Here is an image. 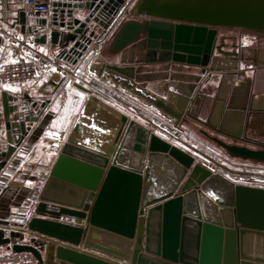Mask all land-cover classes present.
<instances>
[{
	"label": "crops",
	"instance_id": "crops-1",
	"mask_svg": "<svg viewBox=\"0 0 264 264\" xmlns=\"http://www.w3.org/2000/svg\"><path fill=\"white\" fill-rule=\"evenodd\" d=\"M136 1L128 0L112 24L105 22L107 29L96 25L93 44L75 62L73 58L61 56L62 49L51 43L49 31L46 43L31 34L30 27L44 26V19L30 17L25 11V0H0V64L31 59L41 68L40 78L34 83L0 86V155L9 146L4 97L13 108L12 112L31 107L35 110L34 117H38V122L27 123L28 134L23 144L3 170H12L10 166L18 160L8 181L0 184V219L10 221L9 226L3 227L7 233L25 227L21 219L26 215L29 203L19 198L20 195H31L36 206L37 196L74 126L80 118L89 126L92 115L86 112L89 94L84 89L109 102L104 90L94 88L92 82L111 84L149 108L151 123L141 120L144 125L170 143L171 139H178L172 132H181L187 140L179 138L176 145L185 151H190L189 147L193 146L188 142L199 137L210 141L217 137L246 147L264 145V32L241 26L218 27L208 66L201 62L188 64L164 60L168 58L165 53L157 50L146 53L137 43L113 53L111 47L120 23L127 16L130 19L124 22L140 17ZM53 2L52 12L46 18L49 22L54 16ZM160 2H184L209 10L234 12L249 9L255 0ZM109 65L123 69L134 78L110 70ZM133 89L145 90L163 100L179 118L148 104L134 94ZM108 121L111 118L100 111L93 125L105 132L111 125ZM159 123L162 125H156ZM188 153L196 157L194 152ZM3 174L1 172L0 177ZM236 189L237 223L234 229L223 226L218 217V204L202 189L178 191L167 202L146 210L145 247L152 251L160 248L180 264H264V187L236 184ZM34 215L32 212L30 216ZM3 248L0 247V251ZM71 249L119 264L80 247Z\"/></svg>",
	"mask_w": 264,
	"mask_h": 264
},
{
	"label": "water",
	"instance_id": "water-1",
	"mask_svg": "<svg viewBox=\"0 0 264 264\" xmlns=\"http://www.w3.org/2000/svg\"><path fill=\"white\" fill-rule=\"evenodd\" d=\"M53 1V19L50 22L44 19L42 24L49 28L51 43L62 49L61 56L69 60L73 58L76 62L93 44L95 26L107 29L105 22L112 24L128 0ZM136 2L139 5L137 15L149 19L124 22L113 41V53L125 50L137 43L141 35H146L143 44L148 52L159 50L167 55L164 60L195 64L210 58L218 27L241 26L264 32V0H255L249 9L234 12L209 10L184 2ZM46 37L40 42L46 43ZM108 68L134 78L117 66L109 65ZM84 90L89 94L86 112L92 115L89 126L82 118L74 126L37 196V205L34 206L36 201L31 195H20L19 198L29 203L26 215L21 219L25 227L7 233L3 227L9 226L10 221L0 219V247L29 252L38 264H115L80 253L72 247L126 264H180L160 248L152 251L145 247V214L148 208L167 202L178 191L193 188L202 189L222 207L218 214L226 229L236 227L235 183L214 173L190 153L152 133L149 127L130 119L89 90ZM133 92L148 104L179 118L163 100L142 89H133ZM12 109L4 97L9 146L0 155L3 159L0 174L4 173L0 184L8 181L17 166L18 160H15V165L10 166L12 170L3 171L25 140L27 123L38 122V117H32L20 124L13 123L10 120ZM100 111L111 118L108 121L111 125L105 132L93 125ZM213 141L234 157L264 162V147L251 149L218 138ZM168 171L173 174L169 175ZM86 200H93V205H86ZM87 210L89 215L85 213ZM32 212L34 216H30ZM61 216L75 217L80 221L86 219L88 224L63 223L57 220ZM28 233L37 238H32L30 244L18 241Z\"/></svg>",
	"mask_w": 264,
	"mask_h": 264
},
{
	"label": "rangeland",
	"instance_id": "rangeland-1",
	"mask_svg": "<svg viewBox=\"0 0 264 264\" xmlns=\"http://www.w3.org/2000/svg\"><path fill=\"white\" fill-rule=\"evenodd\" d=\"M129 19L130 16H127L122 22ZM138 20H142V18L139 17ZM122 22L120 23L121 25ZM120 26H118L117 28H119ZM92 85L94 86V88H99L104 90V92L109 97L108 100L110 103L108 101L106 102H108L111 106L115 107L116 109L117 108L120 109L121 112L127 115L130 119L136 120L137 122L143 125L144 123L141 120H144V122H147L148 124L151 123V119H152L150 115L151 110L140 104L137 100H135L131 96L125 95L123 92H120L118 89L114 88L111 84H108L106 82L104 83L92 82ZM156 125H162V124L159 123ZM163 125L167 126L165 123ZM172 135L176 136V138L178 139L182 138L183 141L187 140L186 137L182 135L181 132H176V133L172 132ZM178 139L175 138L171 139V142L174 143L173 145L177 146L176 142L178 141L176 140ZM189 144L193 145L192 147H189L188 150L196 154L195 155L196 161L201 163L208 169L212 170L214 173H218L224 176L228 180L235 183V185L248 184V185L264 187V162H257L250 159H242V158L234 157L231 154H229L225 149L220 147L217 143L210 140H206L204 137H199L198 140L189 141L188 145ZM248 148L259 149V147L257 146H253V147L251 146ZM190 151H186V152H190ZM15 231H19V230L16 229ZM32 238L36 239L37 236L28 233L26 234L23 240L18 238V241L30 244ZM3 249L0 251V253L11 250L8 249L7 247H4Z\"/></svg>",
	"mask_w": 264,
	"mask_h": 264
},
{
	"label": "built area",
	"instance_id": "built-area-1",
	"mask_svg": "<svg viewBox=\"0 0 264 264\" xmlns=\"http://www.w3.org/2000/svg\"><path fill=\"white\" fill-rule=\"evenodd\" d=\"M53 0H25V11L30 17L46 19L52 12ZM113 23V22H112ZM31 34L36 38L46 37L49 29L47 26H32ZM41 74L40 65L31 59L0 64V86L16 87L34 83L39 80ZM35 116V110L31 107H23L12 112L10 120L20 124ZM93 200H86L85 204L93 205ZM87 215L90 211H85ZM70 225L87 226V220H79L75 217L61 216L57 219ZM0 264H38L35 256L29 252H16L9 250L0 253Z\"/></svg>",
	"mask_w": 264,
	"mask_h": 264
},
{
	"label": "flooded vegetation",
	"instance_id": "flooded-vegetation-1",
	"mask_svg": "<svg viewBox=\"0 0 264 264\" xmlns=\"http://www.w3.org/2000/svg\"><path fill=\"white\" fill-rule=\"evenodd\" d=\"M141 18H142V21H143V20H148V19H149L148 17H141ZM139 21H141V20H139ZM146 40H147L146 35H141L140 38H139L138 41H137V44H138L139 47L143 48V49L146 51V53H147V52H148V49H147L146 45L143 44V42H145ZM214 49H215V46H214ZM214 49H213L212 54L210 55V58H209L208 60H204V59L201 60V64H202V65H205V66H208V65H209L210 60H211V56H212L213 53H214ZM152 51H155V49H153ZM157 51H159V50H157ZM145 58H146V57H145ZM146 59L148 60V58H146ZM257 147L262 148V147H264V145H259V146H257Z\"/></svg>",
	"mask_w": 264,
	"mask_h": 264
},
{
	"label": "bare ground",
	"instance_id": "bare-ground-1",
	"mask_svg": "<svg viewBox=\"0 0 264 264\" xmlns=\"http://www.w3.org/2000/svg\"><path fill=\"white\" fill-rule=\"evenodd\" d=\"M166 173H169V175H172V174H173V172H171V171H168V172H166ZM221 208H222V207L218 205V213H219V211H220ZM219 215H220V214H219ZM218 217L220 218V221L222 222V217H221V216H218ZM222 224H223V222H222ZM83 251H85V252H90V251H88V250H84V249H83ZM90 253H92V252H90ZM105 258H106V257H105ZM108 259H110V258H108ZM111 260H113V261H115V262H118L119 264H126V263H124V262L117 261V260H114V259H111ZM127 264H128V263H127Z\"/></svg>",
	"mask_w": 264,
	"mask_h": 264
},
{
	"label": "snow or ice",
	"instance_id": "snow-or-ice-1",
	"mask_svg": "<svg viewBox=\"0 0 264 264\" xmlns=\"http://www.w3.org/2000/svg\"><path fill=\"white\" fill-rule=\"evenodd\" d=\"M41 51H43V49H41ZM77 95H79V93H77Z\"/></svg>",
	"mask_w": 264,
	"mask_h": 264
}]
</instances>
